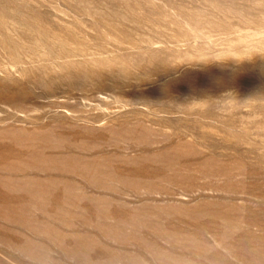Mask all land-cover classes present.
<instances>
[{"label": "rangeland", "instance_id": "1", "mask_svg": "<svg viewBox=\"0 0 264 264\" xmlns=\"http://www.w3.org/2000/svg\"><path fill=\"white\" fill-rule=\"evenodd\" d=\"M0 264H264V0H0Z\"/></svg>", "mask_w": 264, "mask_h": 264}, {"label": "bare ground", "instance_id": "2", "mask_svg": "<svg viewBox=\"0 0 264 264\" xmlns=\"http://www.w3.org/2000/svg\"><path fill=\"white\" fill-rule=\"evenodd\" d=\"M57 38V37H56ZM39 45V44H38ZM88 46V45H87ZM35 51H37L36 49H35ZM64 52V51H63ZM47 53V52H46ZM27 54V53H26ZM43 54V53H42Z\"/></svg>", "mask_w": 264, "mask_h": 264}]
</instances>
